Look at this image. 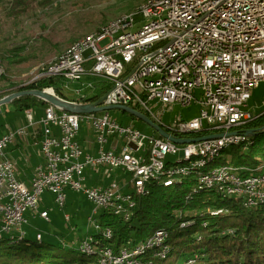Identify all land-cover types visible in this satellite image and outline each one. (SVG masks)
Returning <instances> with one entry per match:
<instances>
[{"label": "built area", "instance_id": "built-area-1", "mask_svg": "<svg viewBox=\"0 0 264 264\" xmlns=\"http://www.w3.org/2000/svg\"><path fill=\"white\" fill-rule=\"evenodd\" d=\"M49 78L59 80L61 92L80 84L81 89L73 90L66 101L91 104V99L109 88L107 92H112L103 106L140 110L161 126L163 112H154L159 105L190 107L196 103L201 108L197 118L188 122L179 119L165 127L166 131L179 139L222 137L176 145L113 120L110 111L71 114L49 105L40 121L35 120L33 110L26 111L28 126L0 138V237L15 239L26 234V215L38 210L47 191L56 196L60 208H64L66 190L70 189L94 205L95 215L108 212L129 221L132 210H126V203H134L135 208V195L149 194V183L165 186L170 178H178L181 167L165 170L168 156L207 151L214 142L247 136L243 127L256 116L245 108L252 91L264 84V0H157L132 22H121L105 35L87 39L32 82ZM86 78L95 81L86 82ZM49 91L55 94L54 88ZM81 125L94 134L96 154L86 153L80 143ZM28 136L34 140L40 137L44 164L36 168L27 184L19 180L6 150ZM234 167L217 178H210L216 167H206V174L192 177L194 189L227 179L230 188L219 195H248L247 203L254 206L262 199L264 162L255 169L241 167L240 178H233ZM96 171L113 181L90 185L89 173ZM244 171H252V178H244ZM160 172H167V179H160ZM109 198H120L121 207L110 206ZM40 217L50 221L47 211ZM66 220L71 217L67 215ZM89 223L96 234L107 232L112 239L113 231L102 229L98 219L90 217ZM36 237L43 238L40 233ZM86 240L80 250L86 248ZM154 240L132 243V248L118 252L113 248L96 250L108 255V264L132 262L129 253Z\"/></svg>", "mask_w": 264, "mask_h": 264}, {"label": "trees", "instance_id": "trees-1", "mask_svg": "<svg viewBox=\"0 0 264 264\" xmlns=\"http://www.w3.org/2000/svg\"><path fill=\"white\" fill-rule=\"evenodd\" d=\"M24 2L13 0V6L20 7ZM58 82L57 78L42 79L15 92L54 88L57 96L70 100L62 94ZM108 90H102L91 101H97ZM11 104L23 111L49 106L43 100L29 96ZM263 127L264 112L243 129L260 130ZM221 156L211 166L257 168L264 162V134L249 137L241 145L227 147ZM147 188L149 194L135 195L136 204L129 221L108 212L99 216L102 229L113 231L112 239L106 241H102L100 234L93 235L101 247L107 246L118 252L128 244H140L157 231L164 230L168 234L166 245L170 248L166 258L155 256L151 249L140 257V264H264V204L246 206L241 199L219 195L213 189H194L192 178L177 181L171 187L152 182ZM0 264H100V258L98 253L85 254L79 247L65 243L4 238L0 240Z\"/></svg>", "mask_w": 264, "mask_h": 264}, {"label": "rangeland", "instance_id": "rangeland-1", "mask_svg": "<svg viewBox=\"0 0 264 264\" xmlns=\"http://www.w3.org/2000/svg\"><path fill=\"white\" fill-rule=\"evenodd\" d=\"M146 1L25 0L22 6L15 7L13 0H0V70L3 71L0 74V100L37 80L42 65L52 63L70 45L119 16L138 12ZM84 81L95 80L86 78ZM15 86L17 88H14ZM80 89V84L74 83L68 90L64 89L62 94L68 97L73 90ZM152 105L153 103L150 104ZM29 110L23 111L11 103L0 106V138L10 131L27 127L26 111ZM44 110H33L36 121H40L44 116ZM200 110V106L194 103L190 107L159 105L154 112H163L162 125L168 128L179 119L188 122L197 118ZM245 110L254 116L264 112V84L252 91V97ZM110 116L123 125H134L147 135H155V131L144 122L133 120L131 115L121 110H111ZM31 132L29 129L28 133ZM24 140H27L26 143H23ZM38 141L39 138L35 141L30 137L19 138L18 148L15 143L6 150L8 159L16 163V173L20 172L19 175L24 181L32 178L36 168L44 164ZM79 141L83 146L86 145L84 141L95 143L94 134L85 125H81ZM109 145L105 146L106 150ZM95 146L97 150L96 143ZM181 160L182 156H168L166 163L175 166ZM113 178L116 179V176ZM111 181L113 179L101 185H107ZM66 197L64 208H60L53 193L47 191L42 195L38 210L26 215L29 221L24 227L27 240H37L36 235L40 233L46 243H65L77 248L86 239L91 240V236L96 234V229L89 223V218L99 219L94 213V205L82 193L70 189L66 190ZM43 210L48 212L49 222L41 219L40 213ZM67 215L71 217L69 222L66 220Z\"/></svg>", "mask_w": 264, "mask_h": 264}, {"label": "bare ground", "instance_id": "bare-ground-1", "mask_svg": "<svg viewBox=\"0 0 264 264\" xmlns=\"http://www.w3.org/2000/svg\"><path fill=\"white\" fill-rule=\"evenodd\" d=\"M156 1L157 0H147L140 7L138 12L119 16L113 19L112 21H110L104 27H101L99 30L73 43L68 48H66L63 52H61L58 55V57L53 60L52 63L43 64L37 78L42 77V75H44L45 72H48V70L51 67L55 66L56 63H58L64 57H66L68 52L72 50H76L77 47H79V45L84 43L87 39H97V37H99L100 35H105L112 26H117L121 22H132L134 17L141 16L143 14V10L149 9L153 4H155ZM2 72L3 71L0 70V74ZM49 92L53 93L52 91H49ZM248 138H249L248 136H244V137H241V140H236V141L235 140H222L220 142H214L211 144V147L208 148L207 151H199V150L188 151L186 152V154L182 156V160L179 161L175 166H173L170 163L165 162V170H178L180 169V167L182 170H178V178H170L164 187H171L177 181H180L182 179H190L192 177H196V174H206V167H210L211 163L217 160L221 156V153L224 149L232 145H235V146L241 145ZM232 167L234 166L227 165L223 167H216V171H210V178H217V175H224L225 173H227V171L232 169ZM240 175H241V168L234 167L233 178H240ZM244 178H252V171H244ZM160 179H167V172H160ZM226 188H230V180L216 179L214 180V182L209 184V186L199 187L197 189L198 190L213 189L217 193H219V191L226 189ZM225 197L239 198L245 203L246 206H251V203H247L248 195L228 194ZM259 203L264 204V190H262V199H259L258 202L255 203L254 206L258 205ZM109 205L112 207H121V199L120 198H109ZM133 209H134V203H126V210H133ZM184 225L186 224H183V226ZM98 234L101 235L102 241L111 239V234L107 232H99ZM16 238H26V234L16 235ZM167 238H168V234L164 230L157 231L155 234H153L146 240V241H149V240L155 239L153 243L149 244L148 246L138 247V252L129 253V261H132V262L111 263V264H140V257H142L146 252L150 251L151 249H154L155 256H158L164 259L166 258L169 252V249H170L166 245ZM2 239H4V237H0V240ZM36 239L38 241L43 240V238H37V237ZM97 248H110V247H107V246L101 247L99 242H97V240L94 237H92L90 241H86V248L80 251L82 253L89 254V255L98 253L99 258H100V264H108V255H102V251L96 250ZM124 248H132V244H128Z\"/></svg>", "mask_w": 264, "mask_h": 264}, {"label": "water", "instance_id": "water-1", "mask_svg": "<svg viewBox=\"0 0 264 264\" xmlns=\"http://www.w3.org/2000/svg\"><path fill=\"white\" fill-rule=\"evenodd\" d=\"M112 92L109 91L106 94H104L99 100H97L94 103L91 104H76L69 101H66L59 96H57L54 93L49 92L48 90H27V91H21L17 92L11 95L6 96L5 98L0 100V106L10 104L14 100L22 98V97H36L44 102L48 103L49 105H52L62 111L72 113V114H94L101 111H111V110H121L124 113H127L131 115L132 117H135L136 119L144 122L147 126L152 128L157 135H159L161 138L169 140L170 142L176 144V145H187L192 143H197L205 140L210 139H216L222 137L221 135H213V136H206L202 138H196V139H179L175 138L174 136L170 135L164 126L158 125L155 122H153L149 117L142 114L141 112L128 107V106H103L104 102L107 100V97ZM248 137H257L260 134H264V127L260 130H246L244 132Z\"/></svg>", "mask_w": 264, "mask_h": 264}, {"label": "crops", "instance_id": "crops-1", "mask_svg": "<svg viewBox=\"0 0 264 264\" xmlns=\"http://www.w3.org/2000/svg\"><path fill=\"white\" fill-rule=\"evenodd\" d=\"M28 137H30V136H28ZM24 138H27V137H24ZM31 138V137H30ZM23 139V138H22ZM34 140V139H33ZM26 141L27 140H24L23 141V143H26ZM35 141V140H34ZM39 142V141H38ZM84 143L86 144L85 146H83V148L85 149V152L86 153H89V154H96L97 153V150L95 149L96 148V146H95V143H92V142H90V141H84ZM38 144V143H37ZM93 144H94V146H93ZM19 145H20V143L19 142H16V147L18 148L19 147ZM7 155V154H6ZM8 158V157H7ZM13 162V161H12ZM14 163V165L16 164L15 163V161L13 162ZM15 169L17 170V168H16V165H15ZM20 174V172H17V176H18V178H19V180L20 181H22V182H24V183H26L27 182V184L32 180V178H33V176H32V178H30V179H28L27 181H24L23 179H21V175H19ZM89 178H91V180L89 181V184L91 185V184H102V183H104L105 181H107V179H105L104 178V176L102 175V173L101 172H99V171H96V172H94V173H89ZM103 185H106V184H103ZM44 211V210H43ZM27 218V217H26ZM29 222V221H28Z\"/></svg>", "mask_w": 264, "mask_h": 264}]
</instances>
